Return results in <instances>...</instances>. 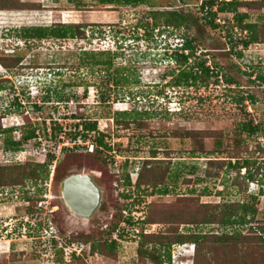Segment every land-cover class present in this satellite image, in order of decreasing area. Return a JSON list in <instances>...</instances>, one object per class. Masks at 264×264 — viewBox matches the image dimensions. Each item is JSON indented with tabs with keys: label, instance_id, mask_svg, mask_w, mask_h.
Returning a JSON list of instances; mask_svg holds the SVG:
<instances>
[{
	"label": "rangeland",
	"instance_id": "rangeland-1",
	"mask_svg": "<svg viewBox=\"0 0 264 264\" xmlns=\"http://www.w3.org/2000/svg\"><path fill=\"white\" fill-rule=\"evenodd\" d=\"M18 1L33 7V2ZM41 1L37 10H0V57L13 50L23 58L11 70L0 63V76L12 82L1 97H7L4 109L8 110L0 115L2 129H12L16 141L33 128L38 135L19 151L5 150L0 135V165L46 163L49 156L54 157L39 181L29 179L21 187L0 188V260H7L6 264H137L140 233H159L168 227L143 223L150 205H171L178 197L186 198V206L193 210L195 204L242 203L255 196L257 216L247 225L181 228L183 232H236L254 237L255 229L264 226V81L257 80L264 77V44L244 48L240 40L247 34L235 27V15L217 14L221 28L213 29L205 22L208 14L199 7L183 8L190 16L188 29L165 28L160 21L154 26L148 13L178 10L176 0H152L153 7L47 0L48 8L43 9ZM13 2L3 1L5 5ZM237 12L247 15L245 23L264 24V10L245 7ZM57 24L88 25L85 39L26 42L15 35L16 28ZM185 39L192 41L194 54L183 64L177 49ZM108 51L115 54L110 68L91 67L96 54ZM202 63L210 71L205 84L199 79L204 76L199 69ZM183 71L197 75L193 85L177 82ZM123 77L128 82L123 84ZM228 78L234 83L228 84ZM15 93L20 95L21 108L15 106L16 100L10 104L13 97L17 99ZM84 121L96 122L108 150L95 153L93 137L88 141L80 135ZM250 127L256 131L251 133ZM186 131L197 139L177 136ZM236 159L239 165L247 162L249 166L237 173L231 167ZM146 160L164 176V169L170 167L163 186H136ZM78 173L90 175L101 191L100 205L90 219L74 216L62 198L64 179ZM249 174L254 180L246 178ZM165 189L167 194H161ZM119 215L131 224L118 227L127 235L116 246V260L90 254L89 244L84 253L71 246L80 260L69 259L59 249L70 239L110 242L115 238L107 231L120 222ZM51 239L57 242L56 248ZM205 251L199 256L202 264L226 263V254L217 257ZM169 252L170 262L163 264H193L192 245L175 246ZM13 253L17 254L14 262ZM253 259L250 264H264V248L257 246Z\"/></svg>",
	"mask_w": 264,
	"mask_h": 264
},
{
	"label": "trees",
	"instance_id": "trees-1",
	"mask_svg": "<svg viewBox=\"0 0 264 264\" xmlns=\"http://www.w3.org/2000/svg\"><path fill=\"white\" fill-rule=\"evenodd\" d=\"M4 0H0V10L2 11H24V10H37L39 6V2H33L32 5H24V3L19 2L18 0H14L11 5H5L3 3ZM54 1V0H52ZM57 1V0H55ZM91 2H97L100 5H114V6H124V7H138V6H147L153 7L154 5L150 2L152 0H87ZM46 2V1H45ZM70 3L81 4L84 5V0H69ZM177 6H180L178 10H171L166 12L158 11H150L148 13L149 20L157 26V22L160 21L165 28H173L180 29L186 28L188 29V24L190 20L189 14L183 11V8H196L199 7L201 12L208 14V18L205 19L207 25H209L213 29L221 28V26L215 22V17L217 14L221 13H230L235 15V27L240 28L243 32L247 34L246 39L240 40V44L247 48L250 44H264V24H256V23H245V19L247 18L246 14H239L237 11L241 8L249 7L252 9L264 10V0H251V1H239V0H222L221 2H217V0H176ZM218 4V6H217ZM8 9H4L7 7ZM10 7V8H9ZM40 7V6H39ZM172 8V7H171ZM40 9V8H39ZM153 20V21H152ZM88 25L83 24H57L51 27H27L23 29H18V33L15 34L17 37L24 39L26 42L31 40H43L47 38H55V39H85L84 28ZM8 32V31H7ZM181 51L180 60L183 64L187 63L188 59H190L194 54V47L192 46V41L185 39L181 43V46L177 49V51ZM185 52H187L185 54ZM240 55V54H239ZM238 55V56H239ZM83 56L87 58H91L92 54L83 53ZM96 58L92 59L91 67L96 66L99 70H106L113 65V61L115 58V54L111 52L99 53L95 55ZM101 57V58H99ZM22 56L19 55L16 51H9V53L0 57V63L6 70H11L19 66L21 64ZM199 69L204 73V76H201L199 79L201 83L205 84L206 80L210 77L209 68L205 67L204 63L199 66ZM250 76V75H249ZM177 82L184 81L186 86H191L197 80V75H193L191 71H183L180 73V76L177 77ZM259 81H264V77H258ZM119 82V81H118ZM121 82L124 84L128 82L127 77H123ZM228 84H233L234 80L232 78L226 79ZM251 83H254V79L250 80ZM179 84V83H177ZM15 98H12L10 104L12 102L17 101L16 107L18 106V102L20 101L19 93H15ZM251 102H253V97L248 96ZM16 107H13V110H16ZM8 108L9 107L8 105ZM21 108V107H19ZM8 111V110H7ZM15 112V111H14ZM13 112V113H14ZM6 115V111L1 113ZM0 114V115H1ZM3 119L0 116V133L7 132L8 136L4 140L3 148L5 150L11 151H19L21 150V145L28 140L35 139L36 133L35 129H30L21 134L19 141H13L11 137L12 129L3 130L1 125V120ZM78 126V125H77ZM248 124L246 127H249ZM256 127H250V132L254 133L256 131ZM54 133V132H53ZM93 134V135H92ZM178 137H194L195 134L190 132L178 133ZM44 137H47L43 134ZM81 136L83 138L88 137V141H91V144L95 148V153L103 152L104 150H108L110 147L105 143L103 135L97 128L96 122L84 121L81 124ZM197 139V138H196ZM155 153H152L154 155ZM153 156L152 158H154ZM54 157L49 156L46 163H23V164H15V165H0V188H13V187H21L24 185L26 180H31L33 182L39 181L41 179V174L43 175L46 172V168L48 164ZM237 162L233 163L231 166L237 173L240 172L241 169H246L249 166V163L245 162L243 165H239V159H236ZM209 162H215L210 160ZM225 164L224 162L220 163V168H222ZM169 166V164H168ZM167 166V167H168ZM170 169V167H169ZM169 169H164L162 171L166 172L164 176L163 173H159L156 170H153L148 161H143L142 168L138 172V177L135 180V184L137 187L147 186V187H161L165 184L169 176ZM159 174L158 178L156 177ZM210 177L209 173L206 174ZM253 175H247L246 178L249 180H254ZM163 178V181L158 182L159 178ZM165 177V178H164ZM126 182L130 184L129 175H126ZM161 194H167L166 189L160 192ZM262 193V191H260ZM256 197L251 196L250 201H245L242 203H210V204H195L193 210H189L186 206V198L178 197L174 204L171 205H160V204H151L149 207V211L147 216L145 217L143 223L146 225H167V229L164 231H160L159 233H140L139 242L137 245V264H145L148 262L150 264H163V262H170V249L172 247H179L183 245H192L194 247V256H193V264H202V259H199L201 254L208 252H213L215 256L225 255L226 263L224 264H250V260H254L253 256L256 251L257 246L264 248V226L258 227L255 229L254 237H248L242 235V233L236 232H223V233H211V234H202L199 232H183V226H212L217 225L223 228H231L233 226H244L247 225L250 220H253L257 216L256 206ZM28 202V200H27ZM118 220L120 222L114 223L111 225V228L108 229V236L111 238H115L110 242L107 239H98V238H90L89 240L84 239L82 241H73L70 239L68 244L63 243V247L60 244L58 247L62 251H66L69 259L80 260L82 258L80 255H76L74 251L71 250V246L76 245L77 247L84 249L82 253L87 250V246L89 244V253L90 254H100L104 257H108L110 259L116 260L117 252L116 246L118 243L123 241L126 232L123 229H118V227L122 223L131 224L129 220L121 218L119 215ZM51 224V223H50ZM257 233V234H256ZM115 236V237H114ZM55 238V237H53ZM51 246L57 247V242L54 239H51ZM49 242V243H50ZM208 244L204 249L202 246ZM249 251H246L247 248ZM221 250V251H220ZM163 251V252H162ZM22 251L21 253L24 255ZM22 255V256H23ZM17 256L16 253L11 255V261L14 262V257ZM165 260V261H164ZM214 261V260H213ZM7 260H0V264H6ZM207 264V263H203Z\"/></svg>",
	"mask_w": 264,
	"mask_h": 264
},
{
	"label": "water",
	"instance_id": "water-1",
	"mask_svg": "<svg viewBox=\"0 0 264 264\" xmlns=\"http://www.w3.org/2000/svg\"><path fill=\"white\" fill-rule=\"evenodd\" d=\"M61 194L69 211L81 219H90L100 205L101 191L88 174L64 179Z\"/></svg>",
	"mask_w": 264,
	"mask_h": 264
},
{
	"label": "crops",
	"instance_id": "crops-1",
	"mask_svg": "<svg viewBox=\"0 0 264 264\" xmlns=\"http://www.w3.org/2000/svg\"><path fill=\"white\" fill-rule=\"evenodd\" d=\"M24 1H22V2H24ZM28 1H30V2H39L41 0H28ZM45 1H47V0L41 1V2H43V6L41 7V9H43L44 7L48 8L47 2H45ZM53 2L57 3V1H55V0ZM59 11L63 15V9L61 8ZM10 13L14 14V12H10ZM46 13H48V12H46ZM0 50H2L1 44H0ZM0 74H1V72H0ZM7 78H10V77H7V76L5 77L4 75L0 76V114L5 112V111H7L6 109H4L7 106V102H6L7 101V99H6L7 97L6 98H1L3 96L2 95L3 92L6 91L7 89L9 90L10 87H11L10 86V87L7 88V86L12 83ZM2 83H5V85L3 86ZM7 83H9V84H7Z\"/></svg>",
	"mask_w": 264,
	"mask_h": 264
},
{
	"label": "flooded vegetation",
	"instance_id": "flooded-vegetation-1",
	"mask_svg": "<svg viewBox=\"0 0 264 264\" xmlns=\"http://www.w3.org/2000/svg\"><path fill=\"white\" fill-rule=\"evenodd\" d=\"M4 129H5V130H8V127H4L3 130H4ZM0 135L4 136V139H3V140H5L6 137L8 136L7 132L0 133ZM12 140H13V141H16V139L13 138V137H12ZM19 140H20V139H19ZM19 140H18V141H19ZM62 198H63V197H62Z\"/></svg>",
	"mask_w": 264,
	"mask_h": 264
},
{
	"label": "built area",
	"instance_id": "built-area-1",
	"mask_svg": "<svg viewBox=\"0 0 264 264\" xmlns=\"http://www.w3.org/2000/svg\"><path fill=\"white\" fill-rule=\"evenodd\" d=\"M221 1H222V0H217V2H221ZM217 2H216V3H217ZM215 22H216V19H215ZM217 22H219V21H217ZM222 24H224V22H222ZM91 147H93L92 144H91ZM91 151H92V149H91Z\"/></svg>",
	"mask_w": 264,
	"mask_h": 264
}]
</instances>
